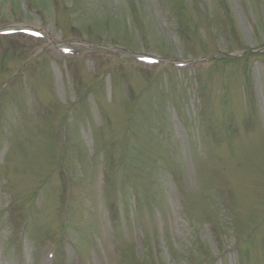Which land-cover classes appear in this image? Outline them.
<instances>
[{
    "label": "rangeland",
    "instance_id": "rangeland-1",
    "mask_svg": "<svg viewBox=\"0 0 264 264\" xmlns=\"http://www.w3.org/2000/svg\"><path fill=\"white\" fill-rule=\"evenodd\" d=\"M11 27L55 43L0 36V264H264V0H0Z\"/></svg>",
    "mask_w": 264,
    "mask_h": 264
}]
</instances>
